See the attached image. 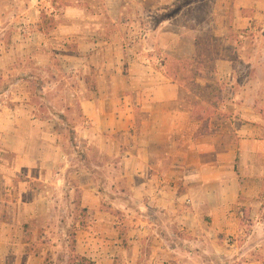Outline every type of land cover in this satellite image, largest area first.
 <instances>
[{"label": "crops", "instance_id": "0c3cea01", "mask_svg": "<svg viewBox=\"0 0 264 264\" xmlns=\"http://www.w3.org/2000/svg\"><path fill=\"white\" fill-rule=\"evenodd\" d=\"M18 1L22 5L19 24L29 34L28 45L50 48L40 15L50 7L47 13L53 17L55 0H0V25L14 18ZM103 1L106 18L89 21L94 24L89 26V37H98L94 43L86 45L80 37L84 27L76 25L66 29V35L77 37L73 53L16 52L18 57L37 61L40 69H46L50 57L67 61L64 68L78 75L80 85L72 96L83 121L75 128L77 145L103 156V164L82 161L74 173L82 209L90 218L88 227L79 232L76 253L91 264H264L241 261L245 255L236 244L221 238L236 232L241 198H259L264 186V142H258L262 127L243 123L239 130L236 121L243 108L238 105L226 110L231 125L227 131L220 122L222 112L208 115L190 107L180 82L168 74L164 62L147 56V50H100L103 21L117 23L120 16L115 18L113 9L120 10L124 4V0ZM253 21L248 19L245 28H252ZM5 30L0 28V36ZM198 36H193L196 47ZM179 37L184 40L185 34ZM201 54L198 48L193 50L191 60ZM15 55V50H0L1 75L11 73ZM215 67L220 79L235 73L227 59H218ZM92 72L96 77L90 88L87 76ZM9 91L0 96V119H12L0 124V183H5L4 190L0 185V264H41L26 252L38 238L26 233L29 223H23V216L47 215L51 199L43 193L30 201L28 186L34 181L44 186L61 184L66 159L63 138L55 126L40 121L45 114L32 106L30 92L12 97ZM241 113L243 118L246 114ZM246 136L251 141L241 139ZM248 155L250 162L245 161ZM106 169H112V177L103 173ZM17 179L25 182L17 188L19 206L5 208L2 200L16 192L11 183ZM11 214L14 217L8 218Z\"/></svg>", "mask_w": 264, "mask_h": 264}, {"label": "rangeland", "instance_id": "374dc122", "mask_svg": "<svg viewBox=\"0 0 264 264\" xmlns=\"http://www.w3.org/2000/svg\"><path fill=\"white\" fill-rule=\"evenodd\" d=\"M55 2L52 8L53 17L47 13L50 7H46L40 15L42 25L48 31L50 48H34L33 45H28L26 39L29 34L24 33L21 30L22 25L19 24V18L22 16L18 13L22 7L20 1L14 18L0 25L4 30L7 28L5 35L0 36V50H15L16 54L11 73L6 76L0 74V96L9 89L8 94L12 97L25 91L30 92L34 99L32 106L40 108L42 115L45 114L40 121L55 126L63 138L62 153L66 159L62 163L64 171L61 184L56 187L44 186L37 181L29 182L30 201L34 202V197L43 193L51 200L50 212L47 215L35 218L23 216V223H29L25 225L26 233L31 238H38L37 242L30 243L26 252L36 256L42 261L41 264H82L83 258L76 253L77 238L80 230L88 227L90 218L82 209L80 189L74 179V173L76 166L82 161H89L91 164L102 163L103 156L93 150L87 151L83 144L77 145L75 128L83 121L79 104L72 96L79 91L78 75L66 71L64 66L67 61L62 57H50L46 69H40L37 61L32 58L28 60L24 55L18 57L16 52L69 50L73 53L78 48L75 43L77 37L75 33L66 35V29L76 25L84 27V35L80 37L85 40L86 45L94 43V39L98 37H89V26L93 28L94 25L89 21L96 17L106 18L107 8L103 0ZM71 14L72 18L69 19L67 16ZM112 15L115 18L119 15L120 19L117 23L110 19L103 21L105 30L104 35L99 38L100 50L102 47H108L109 50H147V56L153 55L154 59L158 58L160 62H164L168 74L180 82L182 95L190 107H195L200 112L206 111L208 115L222 112L223 120L220 122L227 131L231 125L226 110L230 105H238L246 114L242 118L241 111H238L240 119L236 122L239 130L243 123L260 126L263 130L258 142H264V0H124L122 8L118 10L116 6ZM45 16L48 22L53 20L48 25L43 24ZM78 17L79 21L75 19ZM248 19L254 21L252 28L246 29ZM197 33L200 35L198 47L195 38L193 39ZM183 34L185 39L180 40L178 36ZM72 36L74 40H71ZM197 48L202 54L193 61L192 52ZM149 50L156 51L151 53ZM162 50H168L169 53ZM3 56L5 54H2ZM220 58L233 62L235 73L230 78L218 77L215 66ZM30 77L32 79H29ZM95 77V72L87 76L90 88L91 80ZM203 82L206 87H203ZM206 101L208 103L204 106ZM11 121L7 116L0 119V124ZM241 139L251 141L248 136ZM233 140L240 141L232 137ZM5 157L11 158L10 155ZM250 159L251 155H248L245 161L250 162ZM105 171L103 173H109L112 177V169ZM243 172L246 175L248 173ZM15 181L11 186L16 192L2 200V206L5 208L19 206L17 188H21L20 182H25L23 179ZM59 181L57 180L58 183ZM246 181L245 179L244 183ZM116 182L117 186L121 185L119 181ZM0 185L4 190L5 183ZM103 186V183L99 184L100 189H103ZM246 186L250 188L251 184ZM251 189H254V185ZM260 192L257 199L241 198L239 213L242 215L237 218L236 232L227 238L225 235L221 237L222 241L236 244L240 254L245 255L241 261H264V186ZM7 217L14 216L11 214Z\"/></svg>", "mask_w": 264, "mask_h": 264}, {"label": "trees", "instance_id": "16d2710c", "mask_svg": "<svg viewBox=\"0 0 264 264\" xmlns=\"http://www.w3.org/2000/svg\"><path fill=\"white\" fill-rule=\"evenodd\" d=\"M51 19V18H50ZM51 22L53 21L52 19L50 20ZM50 21L48 22V18H47V16H45V18H44V22H43V24L44 25H48V24H50ZM47 27V26H46ZM46 32L48 33V31H47V29H46ZM203 111V110H202ZM202 113H208V112H202ZM81 262H82V264H91V262H88L87 260H85V259H82L81 260Z\"/></svg>", "mask_w": 264, "mask_h": 264}]
</instances>
